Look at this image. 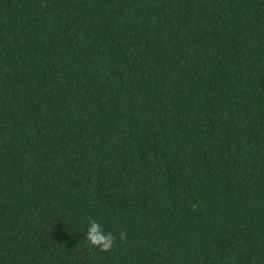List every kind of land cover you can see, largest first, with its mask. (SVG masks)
I'll use <instances>...</instances> for the list:
<instances>
[{
    "label": "trees",
    "instance_id": "trees-1",
    "mask_svg": "<svg viewBox=\"0 0 264 264\" xmlns=\"http://www.w3.org/2000/svg\"><path fill=\"white\" fill-rule=\"evenodd\" d=\"M0 264H264V0H0Z\"/></svg>",
    "mask_w": 264,
    "mask_h": 264
},
{
    "label": "clouds",
    "instance_id": "clouds-1",
    "mask_svg": "<svg viewBox=\"0 0 264 264\" xmlns=\"http://www.w3.org/2000/svg\"><path fill=\"white\" fill-rule=\"evenodd\" d=\"M125 238L126 233L120 232L119 239L124 240ZM84 239L91 247L98 248L102 252H110L113 249L117 237L111 232H105L96 220L90 219Z\"/></svg>",
    "mask_w": 264,
    "mask_h": 264
}]
</instances>
